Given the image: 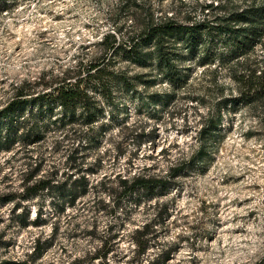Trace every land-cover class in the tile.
<instances>
[{
	"label": "rangeland",
	"instance_id": "rangeland-1",
	"mask_svg": "<svg viewBox=\"0 0 264 264\" xmlns=\"http://www.w3.org/2000/svg\"><path fill=\"white\" fill-rule=\"evenodd\" d=\"M203 1L141 0L158 15L168 16H184ZM118 2L0 0V108L20 86L44 90L81 63L87 66L100 59L103 35L114 32L116 19L126 21L115 16ZM185 65L189 83L172 86L162 82L156 68L118 63L119 69L141 80H132L131 91L118 88L119 109L105 114L98 141L75 154V163L69 161L72 145L58 142L59 133H48L35 152L46 159L43 174H55L59 185L71 171H85L92 189L75 208L65 210L58 197L26 202L31 221L43 207L38 225L14 221L20 213L13 211L15 202L0 203V259H27L41 237L49 239L43 259L28 264H104L94 258L104 233H130L149 223L148 237L156 244L141 259L132 261L136 248L127 237L113 248L106 264H147L159 258L158 248L171 251L170 259H160L159 264H264V125L248 108L231 118L225 115L206 163H196L197 135L203 116L214 105L212 93L227 95L229 88L226 84L214 89L193 58ZM9 155L0 156V195L21 189L25 166ZM181 164L179 176L170 178L171 167ZM137 174L174 184L122 199L119 180Z\"/></svg>",
	"mask_w": 264,
	"mask_h": 264
},
{
	"label": "trees",
	"instance_id": "trees-1",
	"mask_svg": "<svg viewBox=\"0 0 264 264\" xmlns=\"http://www.w3.org/2000/svg\"><path fill=\"white\" fill-rule=\"evenodd\" d=\"M118 1L115 16H122L128 22L116 19L114 32L103 35L99 42L103 48L100 59L87 66L81 63L78 70L64 73L44 90L20 86L15 97L0 108V156L13 155L25 166L21 171V189L0 195V203L15 202L13 211L20 213L13 219L23 226L38 225L43 219V207H39L38 217L31 221V208L26 205L31 199L47 195L58 197L65 210L67 206L75 208L76 203L90 193L92 184L88 173L71 171L67 181L57 185L55 174H43L46 159L35 152L50 131L62 136V141L58 142L72 145L69 161L74 163L75 154L98 141L99 129L105 126V114L113 115L119 109L118 88L131 91L132 80H141L119 69L118 63L129 61L156 68L163 83L185 86L190 79V69L185 64L193 58L203 74L210 78L206 81L213 84L214 89L227 84V95H216L213 91L214 105L202 118L197 135L198 148L193 154L196 163H206V154L218 138L225 115L231 118L248 108L264 125V0H204L184 16L158 15L151 5L141 0ZM217 73L225 78V83H221ZM143 82L147 86L150 84L148 79ZM155 102L152 95L151 103ZM76 166L71 167L75 169ZM182 167V164L171 167L170 178L176 179ZM173 184L171 179L142 174L119 180L122 199L131 198L140 191L165 190ZM111 192L108 191L109 196L113 195ZM149 229L150 224L146 223L130 233L118 232L114 236L104 233L94 258L106 264L113 248L129 237L136 248L132 250V261L141 259L156 244L148 237ZM112 239L118 240L111 247ZM48 242L49 239L43 241L39 237L27 259L16 262L0 259V264L41 261ZM158 250L159 258L147 264L170 259L171 251Z\"/></svg>",
	"mask_w": 264,
	"mask_h": 264
}]
</instances>
